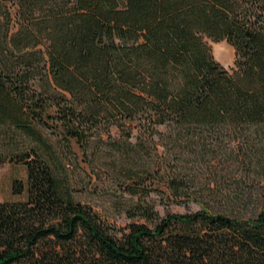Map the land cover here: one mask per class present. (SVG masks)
<instances>
[{
  "label": "trees",
  "instance_id": "16d2710c",
  "mask_svg": "<svg viewBox=\"0 0 264 264\" xmlns=\"http://www.w3.org/2000/svg\"><path fill=\"white\" fill-rule=\"evenodd\" d=\"M206 39L233 48L231 70ZM111 128L144 152L222 131L246 175L188 192L131 160L117 229L76 201L62 158ZM0 162L26 170L25 201L0 202V264H264V0H0ZM151 194L198 209L161 215Z\"/></svg>",
  "mask_w": 264,
  "mask_h": 264
},
{
  "label": "rangeland",
  "instance_id": "374dc122",
  "mask_svg": "<svg viewBox=\"0 0 264 264\" xmlns=\"http://www.w3.org/2000/svg\"><path fill=\"white\" fill-rule=\"evenodd\" d=\"M206 42L214 59L225 69L231 70L235 61L233 48L226 42L215 43L210 39H206ZM52 141L57 140L53 137ZM134 142V139L121 137L115 128H111L108 134L98 133L91 139L87 158L83 162L59 145V149H64L63 163L76 201L90 206L117 229H123L130 223L125 212L136 200V197L124 191L130 181L127 164L131 160L139 165L162 162L169 170L179 173L184 191L188 192L207 194L211 190H236L241 187V175H246L234 158L236 140L222 131L205 130L201 138H194L186 148H183L181 141L174 145L165 142L163 146L157 142L156 150L149 147V155L138 147L133 148ZM56 146L58 148V144ZM14 181L26 185L24 166L0 162V202L25 201V192L19 196L12 194ZM147 200L154 204L161 215L165 211L185 213L198 209L194 203L176 205L157 194H151Z\"/></svg>",
  "mask_w": 264,
  "mask_h": 264
},
{
  "label": "water",
  "instance_id": "95a60500",
  "mask_svg": "<svg viewBox=\"0 0 264 264\" xmlns=\"http://www.w3.org/2000/svg\"><path fill=\"white\" fill-rule=\"evenodd\" d=\"M222 42H225V41H222Z\"/></svg>",
  "mask_w": 264,
  "mask_h": 264
}]
</instances>
